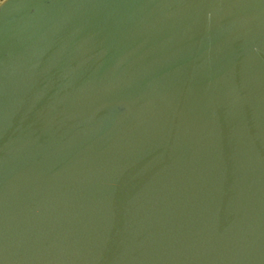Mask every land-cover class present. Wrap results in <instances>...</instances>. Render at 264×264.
I'll list each match as a JSON object with an SVG mask.
<instances>
[{"label":"water","instance_id":"obj_1","mask_svg":"<svg viewBox=\"0 0 264 264\" xmlns=\"http://www.w3.org/2000/svg\"><path fill=\"white\" fill-rule=\"evenodd\" d=\"M0 264H264V0H0Z\"/></svg>","mask_w":264,"mask_h":264}]
</instances>
